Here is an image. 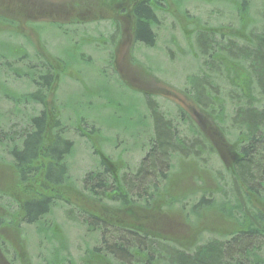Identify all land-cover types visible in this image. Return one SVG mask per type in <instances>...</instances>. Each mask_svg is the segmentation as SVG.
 <instances>
[{
  "label": "rangeland",
  "instance_id": "obj_1",
  "mask_svg": "<svg viewBox=\"0 0 264 264\" xmlns=\"http://www.w3.org/2000/svg\"><path fill=\"white\" fill-rule=\"evenodd\" d=\"M3 1L7 0H0V4ZM19 1L26 5L60 2ZM69 1L82 5V0ZM61 10L67 16L58 20L28 16L14 21L0 13V133H18L29 117L45 112L50 135L58 124L62 138L72 144L66 157V184L75 193H80L85 174L101 168L100 162L118 176L138 167L148 148L149 108L171 123L179 140L199 141L204 134L217 148L209 128H216V120L226 133L225 139L230 140L241 130L231 126L236 125L238 111L264 107V100L251 85L246 92L238 90L234 72L249 74L251 61L244 53L249 51L248 41L264 33V0H165L153 11L150 46L136 40L132 18L87 16L81 10L71 14L66 5ZM78 16L79 20H73ZM11 50L17 56L10 55ZM47 71L53 74V84L41 90L42 104H15L17 99L31 100L36 91L33 74L37 77ZM199 87L214 106V118L205 115L195 102ZM223 152L227 153L225 158L205 152L200 157L204 168L192 162L182 163L181 168L174 166L178 192L171 194L167 203L165 197L160 201L169 212L172 208L175 211L165 213L156 208L157 225L163 224L162 230L166 226L173 231L190 230L199 244L221 241L231 227L233 230L235 226L226 214L231 202L226 176L230 152ZM3 154L0 264H78L82 258L87 262L98 236L90 235L75 213L67 218L72 206L54 208L43 225L46 238H39L35 225L20 224L17 230L5 227L17 212L8 216L5 199L21 200L28 196L27 190L40 189L33 185L39 178H32L24 189L11 170L10 159ZM199 190L212 194L216 205L196 213L195 220L178 214L179 194ZM70 196L65 197L66 202L77 206L74 200L79 198ZM183 204L187 207L188 202ZM151 224L157 226L153 219Z\"/></svg>",
  "mask_w": 264,
  "mask_h": 264
},
{
  "label": "trees",
  "instance_id": "obj_2",
  "mask_svg": "<svg viewBox=\"0 0 264 264\" xmlns=\"http://www.w3.org/2000/svg\"><path fill=\"white\" fill-rule=\"evenodd\" d=\"M163 1L82 0V5L77 6L69 0L56 1L54 5L50 2L26 5L19 0H7L0 4V13L14 21H23L28 16L38 19L51 16L58 20L67 16L61 10L62 5H66L71 14L81 10L83 14L88 13L87 16L119 15L123 19L132 18L137 29L136 34L132 29L136 40L150 46L152 36L149 25L155 21L153 11H158L159 3ZM77 19H80L79 16L73 18ZM247 45L250 48L244 57L251 61L247 70L249 74L245 76L241 74L243 72L234 70L239 81L236 87L246 92L251 85L264 100V33L253 37ZM8 53L17 56L12 50ZM51 72L37 77L33 74L36 91L31 100L17 99L15 104H40L41 90H47L53 84ZM195 94V102L201 111L214 118L211 114L214 106L208 102L205 90L199 87ZM147 111L151 124L148 148L138 167L133 171H122L118 176L100 162L101 168L82 178L80 193L70 190L71 187L66 184L69 181L66 157L72 144L62 138L58 124H54L55 131L50 135L51 126L47 125L45 112L29 117L26 127L18 133L11 136L0 133V154L5 153L3 155L10 159L11 170L19 183L26 189L32 178H39V182L33 185L40 189L27 190L28 196L21 200L5 199L8 216L17 211L5 227L17 230L20 224L35 225L39 238H46L43 237V225L48 223L54 208L69 205L73 209H70L72 212L66 215L67 218L75 213L80 225L90 235L98 236L96 246L91 248L86 258L87 262L82 258L78 264H264V107L249 106L238 111L234 119L236 125L231 126L241 130L236 131L230 140L225 139L226 133L216 120V128H209L217 141V148L213 140L204 134L200 135L199 141L179 140L170 122L154 108ZM225 150L233 156L232 161L228 156L226 170L231 199L226 214L235 226L233 230L231 227L232 231L225 234L228 236L221 241L210 240L202 244L195 241L194 232L190 230L179 228V231H173L167 226L162 230L163 224L158 222L157 225L156 208L165 213L175 211L172 208L169 212L160 201L165 197L167 203L170 195L178 192L174 183V175L178 171L174 166L180 165L181 168L182 163L192 162L204 168L200 157L205 152H215L218 157L223 155L225 158ZM70 195L79 198L74 200L77 206L66 202L65 197ZM179 197L177 213L193 220L197 217L196 213L216 205L212 194L201 193V190L179 194ZM184 202H188L187 207ZM152 219L156 227L151 224Z\"/></svg>",
  "mask_w": 264,
  "mask_h": 264
}]
</instances>
